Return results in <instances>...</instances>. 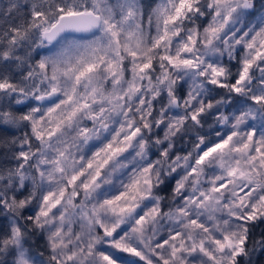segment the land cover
<instances>
[{
	"label": "snow or ice",
	"instance_id": "6c2138e0",
	"mask_svg": "<svg viewBox=\"0 0 264 264\" xmlns=\"http://www.w3.org/2000/svg\"><path fill=\"white\" fill-rule=\"evenodd\" d=\"M0 264H264V0H0Z\"/></svg>",
	"mask_w": 264,
	"mask_h": 264
}]
</instances>
